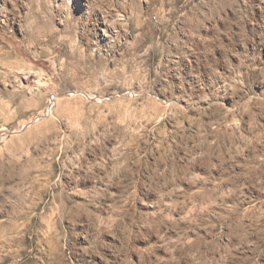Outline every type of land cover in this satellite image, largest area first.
Returning a JSON list of instances; mask_svg holds the SVG:
<instances>
[{"label": "rangeland", "instance_id": "obj_1", "mask_svg": "<svg viewBox=\"0 0 264 264\" xmlns=\"http://www.w3.org/2000/svg\"><path fill=\"white\" fill-rule=\"evenodd\" d=\"M0 264H264V0H0Z\"/></svg>", "mask_w": 264, "mask_h": 264}]
</instances>
